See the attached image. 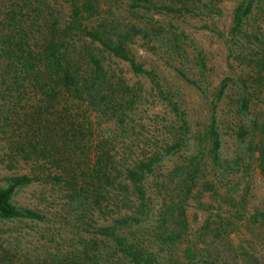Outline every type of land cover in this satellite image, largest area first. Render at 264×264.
Masks as SVG:
<instances>
[{"label": "trees", "instance_id": "1", "mask_svg": "<svg viewBox=\"0 0 264 264\" xmlns=\"http://www.w3.org/2000/svg\"><path fill=\"white\" fill-rule=\"evenodd\" d=\"M225 3L231 4L228 24L216 32L234 71L205 94L207 123L190 140L192 151L177 155L185 126L181 104L155 68L136 61L133 47L177 55L185 35L170 21L186 14L215 26ZM145 92L159 98L172 118L153 126L147 150L135 138L117 156L113 139L136 127L137 104L149 98ZM263 97L264 0H0V163L11 171L0 186V219H42L11 201L18 189L41 181L60 193V209L73 229L90 226L99 215L109 220L91 233L112 253L93 251L89 239L81 243L84 264H210L221 258V249L232 251L222 237L230 220H205L197 248L186 238L185 203L204 193L219 195L216 179L235 163L222 157L223 134L246 142L264 178ZM206 164L219 171L216 178L205 172ZM247 177L224 188L222 197H245ZM149 212L155 215L150 240L142 219ZM245 221L264 224V207L253 206ZM145 239L157 247L148 250ZM217 242L222 247L209 245ZM234 247L235 262L264 264L262 254Z\"/></svg>", "mask_w": 264, "mask_h": 264}, {"label": "rangeland", "instance_id": "2", "mask_svg": "<svg viewBox=\"0 0 264 264\" xmlns=\"http://www.w3.org/2000/svg\"><path fill=\"white\" fill-rule=\"evenodd\" d=\"M230 7L231 4L225 3L217 11L216 27L205 21L204 18L201 19L195 15L183 14V16H176L174 20L171 18L170 22L178 25L185 35L182 50L177 55L174 52L171 54L161 53L160 50L154 53L140 43H136L133 47L136 61L141 62L146 68H155L163 87L168 86L174 90V98L178 99L181 104L179 113L181 112L184 116L186 123L184 122V130L179 133L180 147L175 153L177 155L192 151L193 146L190 140H193L196 132L201 131L207 123L208 110L205 94L217 85L221 78L234 71V68L229 69L228 62L231 64L232 58L226 53L221 38L216 32L217 28L222 31L226 29ZM204 23L208 24V27H204ZM198 55L203 60L202 67L198 66ZM230 66H234L233 63ZM179 70L196 80L200 87L192 86L184 81ZM127 76L129 75L127 74ZM130 79L131 81L135 80L134 78ZM143 86L148 88L145 82ZM151 95V98L147 95L149 97L147 101L137 104L135 118L137 125L136 127L133 125L132 132L128 134V129L125 136H117L113 139L114 150L118 152L117 156L128 152L127 146L136 143V139L142 142L143 149L141 151L147 150L150 146L149 139L153 138L150 134H155L153 126H160L165 121L164 119L172 118V113L168 111L162 101L154 97L153 93ZM232 95L230 92L229 96ZM260 101V106H264V97ZM218 110H221V105ZM218 113L221 112L218 111ZM141 123L144 124V127ZM3 141H0V145ZM221 141L222 157L229 161L235 159L233 160L235 163H231L228 167L230 169L216 179L218 180L216 187L219 186L218 196H209L204 193L199 200L191 197L186 201L185 214L188 228L186 238L191 239L197 248L201 247L203 244L196 241V234L199 227L206 223L205 220L218 222L227 218L230 220V224L224 228L222 237L229 242L228 248L234 251V246L240 244L250 249L254 255L262 254L264 259V224L251 225L245 221L253 206L264 207V178L258 174L253 157H250V153L246 151L248 149V147L245 148L246 142L238 143L231 134H223ZM140 144L137 149L141 148ZM205 161L203 160V162ZM205 170L211 175L212 170L208 164H206ZM21 171L23 170L21 169ZM9 173L11 171L0 163V186L4 185V176ZM217 174L219 171H216L215 174L212 173L211 177L216 178ZM245 175H248L245 183L249 182V188L244 193L245 197L238 199L239 196L235 195L233 201L224 199L222 197L224 188L227 189L228 186ZM50 187L47 183L36 181L18 189L12 196L11 201L14 205L34 209L43 217L39 220L0 219V264H84L81 262L84 251L81 243H87L89 239L93 240V251H99L101 248L104 254L112 253L107 242L97 240V236L91 233L92 228L104 221L105 217L101 215L97 218L92 217L90 226L85 228L74 226L73 229L68 223L66 215L60 209V193ZM197 202L205 205H199ZM153 204H155L154 200L150 206ZM152 213L149 212L146 218H142L148 239L149 230L155 224V215ZM104 222L106 224L109 220ZM148 224L150 227H147ZM184 244L182 243L181 246ZM209 245L216 248L222 247L218 242ZM144 246L151 251L157 247L156 243L147 239L144 241ZM232 251L222 253L221 249V258L212 260L210 264H242L240 261L235 262V255ZM223 255L225 256L223 257Z\"/></svg>", "mask_w": 264, "mask_h": 264}]
</instances>
